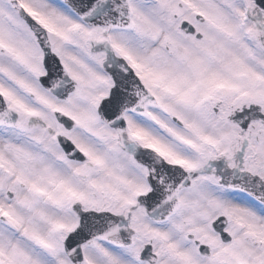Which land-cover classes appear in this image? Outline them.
I'll return each instance as SVG.
<instances>
[{"label":"snow or ice","instance_id":"1","mask_svg":"<svg viewBox=\"0 0 264 264\" xmlns=\"http://www.w3.org/2000/svg\"><path fill=\"white\" fill-rule=\"evenodd\" d=\"M0 264H264V0H0Z\"/></svg>","mask_w":264,"mask_h":264}]
</instances>
